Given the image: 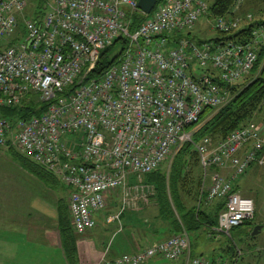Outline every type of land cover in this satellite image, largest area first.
<instances>
[{
	"label": "built area",
	"instance_id": "built-area-1",
	"mask_svg": "<svg viewBox=\"0 0 264 264\" xmlns=\"http://www.w3.org/2000/svg\"><path fill=\"white\" fill-rule=\"evenodd\" d=\"M139 2L46 0L44 15L33 19L24 16L29 0H0V107L33 96L47 105L40 115L15 122L0 118V146L11 143L71 189L72 222L83 234L96 226L94 214L106 207L111 192L119 190L123 198L108 223L139 201L148 204L155 190L141 177L191 142L203 167L202 192L209 201L227 199L213 230L230 237L255 214L254 201L235 184L254 163L264 164V127L249 121L216 144L210 137L195 142L188 127L207 107L219 110L234 99V87L258 60L264 31L255 30L248 44L197 43L187 36L202 19L211 31L230 33L252 17L212 16L208 0H163L131 32L134 14L142 12ZM21 17L24 32L18 30ZM119 37L129 40L122 59L94 76L102 51ZM228 167L230 178L212 172ZM131 176L139 181L131 182ZM159 256L176 262L187 256L184 264H228L191 257L187 232L101 264H145Z\"/></svg>",
	"mask_w": 264,
	"mask_h": 264
},
{
	"label": "trees",
	"instance_id": "trees-1",
	"mask_svg": "<svg viewBox=\"0 0 264 264\" xmlns=\"http://www.w3.org/2000/svg\"><path fill=\"white\" fill-rule=\"evenodd\" d=\"M45 1L29 0V6L24 16L29 17L32 14L31 18L40 19L44 15L43 7ZM162 1L159 0V3ZM208 2L212 16L223 17L230 14L235 0H208ZM234 14L236 13L231 12L230 17H236ZM147 18L148 15L142 12L135 13L132 18L130 31L134 32ZM261 29L264 31V19L256 21L246 20L238 29L230 33L214 32L215 34L210 37H201V35L197 36L198 33L195 31L196 33H191L187 37L194 39L197 43L216 40L248 44L255 39L254 31ZM18 30L24 32L23 17L19 20ZM15 40L16 38L14 37L11 39V42H15ZM2 47L4 45L0 46V48ZM128 47L129 40L119 37L111 46L102 51L98 65L92 74L97 77L102 76L112 66L120 62ZM117 48L119 50L113 52ZM258 55L255 66L250 74L245 77L246 80L244 79L245 81H241L234 87V91L237 92L234 99L219 110L207 107L202 113L200 121L188 127L189 131H193L195 142L210 137L214 143H217L226 138L231 132L243 127L249 121H254L255 115L264 104V42L260 44ZM46 106V104L38 102L36 98H33L31 101L24 100L21 104L13 107H0V118H7L11 122H15L20 118L40 115ZM12 151L16 154L21 164L41 180L47 182L49 185H54L56 181L59 182V179L45 167L33 162L14 148H12ZM167 162L168 167L164 166L165 161L157 170L144 175L146 184L154 186L155 193L151 196V201L156 204L157 212L154 214L153 220H141L142 226L136 225L139 228L138 231H140L138 232L139 236L135 235L137 242L141 236L144 238L151 232L148 227L149 224H154V232L157 234L171 236L185 230L189 233L190 237L196 235L198 240L199 233L206 230L208 236L214 239L220 233L215 232L213 228L219 224L220 214L227 209V200L226 198H216L209 201L206 192H202L204 177L199 152L195 149L193 143L185 142L175 152L172 160H168ZM117 198L118 196L115 192L109 193L107 195V205L103 210L108 209L109 211L112 206L116 207L118 204L116 202ZM98 213L94 214L96 226L90 230H94L98 226V218L96 216ZM104 214L107 221V217L110 214ZM127 216L128 214L126 213L123 215V218ZM112 223L114 222L108 223L107 221L108 225ZM251 225L252 220L250 219L243 225L233 228L230 231V237L222 234V237L224 236L226 240L225 242L220 241L219 247L214 250L216 251L214 260H222L228 264H238L243 255L239 258L241 247L233 240V232L238 231L243 226ZM90 230H87L85 233ZM60 231L65 255L69 264H78L77 241L79 236L85 233L80 234L76 231L72 222L69 204L62 206ZM247 236L252 237L249 232ZM190 241L191 245H193L191 238ZM131 249L126 252L129 254L134 253L131 252ZM107 250L108 257L110 258L109 249ZM140 250H143V247L139 240L135 252ZM201 257L203 256L201 255Z\"/></svg>",
	"mask_w": 264,
	"mask_h": 264
},
{
	"label": "crops",
	"instance_id": "crops-1",
	"mask_svg": "<svg viewBox=\"0 0 264 264\" xmlns=\"http://www.w3.org/2000/svg\"><path fill=\"white\" fill-rule=\"evenodd\" d=\"M33 98L38 101L36 96H33ZM9 145L8 147L0 146V264H69L63 247L60 216L62 206L69 204L71 189L58 177L59 182L56 181L54 185H49L35 176L21 164L16 154L12 151V148L17 149L11 146V143ZM173 156L170 157V161ZM217 171L230 178L233 170L230 167L212 169V172ZM144 178L145 176L141 177V180L146 183ZM241 179L242 177L235 184L236 190L243 197L253 200L251 196L242 194L240 188ZM130 181L136 182L139 181V178L131 176ZM115 193L118 196L116 200L118 202L117 206H112V210L110 208L109 211L106 209L99 212L96 215L98 226L93 231L90 230L91 232L88 231L79 236L77 241L78 264H101L104 259H115L123 254H129L126 251L130 248H132L131 252L136 253V246L139 240L143 249H146L174 236V234L171 236L157 234L154 232V224H149L148 227L151 232L144 238L141 236L137 242L135 235L139 236L138 232H140L137 226H142L141 220H148L149 217H153L157 212V208L151 211L154 214L143 210L145 205L148 204L139 201L137 208L125 210L119 219L114 221V223L118 224L117 229L119 230L116 239L109 243L108 238L106 246H99L100 241L104 238L103 234L109 233L112 226V224H107L104 213L117 214L122 207L123 193L119 190ZM126 213L128 216L123 218ZM251 226L254 230L257 226H262L261 230L264 228L263 225ZM121 232H124L125 236H121ZM184 232L186 231L184 230L181 233ZM253 232L249 233L255 237L256 235H253ZM187 234L189 235V233ZM120 236L121 239L117 242ZM221 237L222 234H217L212 239L208 236L206 230L199 233L198 240L196 235H192L190 237L193 244L191 245V252L193 253L191 257H201L202 255L210 261H217L214 260V256H216V251L214 250L219 247L216 244L220 243ZM107 249H109L110 258L108 257ZM207 254H209V257ZM186 257L181 258L178 262L174 261V264H184ZM162 258L159 256L152 260L158 264H171V262H164L165 260Z\"/></svg>",
	"mask_w": 264,
	"mask_h": 264
},
{
	"label": "rangeland",
	"instance_id": "rangeland-1",
	"mask_svg": "<svg viewBox=\"0 0 264 264\" xmlns=\"http://www.w3.org/2000/svg\"><path fill=\"white\" fill-rule=\"evenodd\" d=\"M238 4L240 6H236ZM231 12L236 13L234 14V16H238V17H246L247 15H250L253 21L264 19V0H235L234 6L231 9ZM231 12L230 14L224 17H230ZM31 17H32V14H30L28 18H31ZM208 27H209L208 20L206 18L202 19L197 26L196 32L199 31L197 32L198 33L197 36L201 35V37H210L214 35L215 33L211 31ZM203 30L205 31L203 32ZM118 50L119 48L115 49L113 52H116ZM234 93L236 96L237 92L233 91V94ZM253 120L259 122L264 127V104L262 105V108L260 109V111L255 115ZM167 161L164 164L165 167H168ZM241 177L242 179L240 181V188H241L242 194L251 196L253 200L255 201V214L253 218H251L252 223H253L252 225H263L264 226V164L260 165L259 163H254L248 169V171ZM149 200L150 201L148 205H145V208L143 210H147L150 214L151 213L154 214V212H151V211L156 209V204L151 201V197H149ZM153 218H154V215L153 217H149L148 220L151 221L153 220ZM117 225H118L117 223H112V226L110 227L111 228L110 232L107 234H103L104 238L100 241L99 246H102V245L106 246V241L108 238H109L108 240L109 243L114 241L115 236L119 234ZM253 231H254V228L252 226H243L238 231L233 232V238H234L233 240L239 244V246L241 247L242 255H243L240 258V261L238 264H264V228L263 230H259V233L255 237L247 236L248 232L252 233ZM120 234H122L121 236H125L124 232L123 233L121 232ZM121 236L118 237L117 242L118 240L120 241ZM225 240L226 238L223 236L221 237L220 241L225 242ZM216 245L219 246V244H216ZM207 255L209 257V254ZM164 260H165L164 262L167 261L166 263L171 262V264L172 263L174 264V261H170L167 259H164ZM145 264H158V263L154 262L153 260H150L146 262Z\"/></svg>",
	"mask_w": 264,
	"mask_h": 264
},
{
	"label": "water",
	"instance_id": "water-1",
	"mask_svg": "<svg viewBox=\"0 0 264 264\" xmlns=\"http://www.w3.org/2000/svg\"><path fill=\"white\" fill-rule=\"evenodd\" d=\"M159 0H140L139 9L146 15H150L153 9L156 7ZM262 226H257L253 232V235H257Z\"/></svg>",
	"mask_w": 264,
	"mask_h": 264
}]
</instances>
